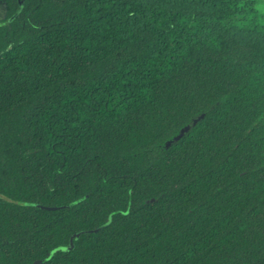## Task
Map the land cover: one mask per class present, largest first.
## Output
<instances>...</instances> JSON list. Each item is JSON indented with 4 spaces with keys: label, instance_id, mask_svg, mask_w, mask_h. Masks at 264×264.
Returning <instances> with one entry per match:
<instances>
[{
    "label": "trees",
    "instance_id": "1",
    "mask_svg": "<svg viewBox=\"0 0 264 264\" xmlns=\"http://www.w3.org/2000/svg\"><path fill=\"white\" fill-rule=\"evenodd\" d=\"M45 258L264 264V5L0 0V264Z\"/></svg>",
    "mask_w": 264,
    "mask_h": 264
},
{
    "label": "rangeland",
    "instance_id": "2",
    "mask_svg": "<svg viewBox=\"0 0 264 264\" xmlns=\"http://www.w3.org/2000/svg\"><path fill=\"white\" fill-rule=\"evenodd\" d=\"M238 3L249 8H254L258 3L264 5V0H237Z\"/></svg>",
    "mask_w": 264,
    "mask_h": 264
},
{
    "label": "water",
    "instance_id": "3",
    "mask_svg": "<svg viewBox=\"0 0 264 264\" xmlns=\"http://www.w3.org/2000/svg\"><path fill=\"white\" fill-rule=\"evenodd\" d=\"M189 128H190V126H187L186 128H184V129L182 130L181 134H180L179 136L176 137V139L179 138V137H180L185 131H187ZM46 260H47V258H45V259H38V260L34 261L33 264H39V263H42V262H44V261H46Z\"/></svg>",
    "mask_w": 264,
    "mask_h": 264
}]
</instances>
